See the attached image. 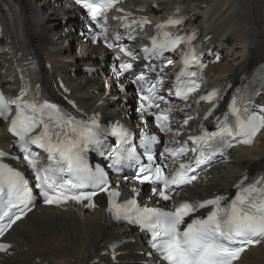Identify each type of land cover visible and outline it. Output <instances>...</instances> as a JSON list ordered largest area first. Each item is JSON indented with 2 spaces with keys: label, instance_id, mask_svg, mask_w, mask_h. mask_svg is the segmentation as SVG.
Wrapping results in <instances>:
<instances>
[{
  "label": "snow or ice",
  "instance_id": "6c2138e0",
  "mask_svg": "<svg viewBox=\"0 0 264 264\" xmlns=\"http://www.w3.org/2000/svg\"><path fill=\"white\" fill-rule=\"evenodd\" d=\"M117 2L118 0H100V3L96 4L95 0H77V3H81L90 11L93 19L102 9L111 8ZM146 23L148 21L142 18L124 26L132 29V25H139L142 28ZM182 23V19L170 16L163 23L156 25L161 35L153 36L152 47H145L142 51L149 57H161L166 51H175L181 44L190 45L195 33L180 36L165 30ZM100 35H103V28L98 37ZM116 39L120 37L117 35ZM120 51L129 56L133 55L125 48H121ZM168 63H171V60H168ZM193 63L201 70L205 67L199 62L195 49L185 54L184 66L176 76L178 82L176 95L185 99L199 87L195 79H182L185 76L199 77V72L188 71ZM131 67V64L124 63L121 64L120 69L121 72H125ZM137 80L142 82L138 111L141 112L143 120L144 113L153 108L160 109L158 101L161 98L156 95L155 84H149L143 75L137 77ZM36 88L38 90L39 85ZM38 95L37 91L32 99H27V87L22 88L15 99L0 94V117L7 118L10 106H16V114L12 118L9 131L17 138L18 146L25 154L24 160L35 174V187L39 190V195L44 198L45 204L61 205L69 201L76 203L88 201L86 207H95L92 198L97 192L83 190L91 187L106 192L107 211L116 220H125L148 231L151 234V247L166 264H234L246 250L247 245L264 241V176L247 184L245 183L247 177H244L236 185L237 194L230 202L222 203L224 197L216 196L200 202L183 201L173 210H163L141 207L135 198L123 203L117 202L116 198L120 193L111 190L103 170L97 167L93 171L86 159V153L90 148L104 156L106 145L103 138L109 135L117 137L116 148L108 153L112 158L113 166L139 165L135 179L141 184L154 185L153 194L168 201L171 199L173 186L178 188L195 181L196 175L189 173H194L213 155L234 147V143L252 144L257 133L264 129V115L249 112L248 108L241 109L233 101L230 113L232 119L225 117L219 122L218 130L215 132L202 131L198 136H189L188 140L193 145L190 149L192 157L179 163L172 175H166L163 168L167 165L153 163L151 145L157 140L155 135L142 134L141 144L149 163L141 164V158L135 147L130 146L131 133L126 128L117 125L110 130L105 129L99 124L98 115L90 117L87 121L79 120L56 104L46 100L40 103L36 99ZM217 95L218 90L213 89L200 99L211 101ZM171 111L170 108H164L154 113L156 126L161 131L169 130ZM188 119L191 117L184 120L185 125ZM38 126H42V131L38 135H30ZM175 143L179 146L164 149L165 153L174 158L173 164L189 151L187 141L183 144L178 141ZM31 145L48 154L46 166H39V158L31 151ZM6 155L0 152V157ZM157 183L162 186L155 187ZM133 191L139 195L137 189ZM34 200L35 196L24 175L8 164L0 163V221H5L7 218L6 223H0V236L22 218L25 210H30L29 206ZM208 206H211V210L206 216L192 218L198 209ZM13 209H16V212H13ZM186 218L191 219L189 221ZM9 247L11 245L0 243V251H7Z\"/></svg>",
  "mask_w": 264,
  "mask_h": 264
},
{
  "label": "bare ground",
  "instance_id": "6f19581e",
  "mask_svg": "<svg viewBox=\"0 0 264 264\" xmlns=\"http://www.w3.org/2000/svg\"><path fill=\"white\" fill-rule=\"evenodd\" d=\"M54 1L59 3L55 8L52 6ZM147 1L149 5L156 2L163 9L181 2L197 5L198 10L190 21L212 34V41L223 48L221 61L207 68L208 80L221 82L228 77L236 78L264 61V0ZM62 2L0 0V20L6 24L8 19L14 25L19 23L27 42L45 66L46 81L63 76L71 88V96L76 98L80 107L87 112L110 114L119 109L118 103L110 100L112 87L106 92L102 82L112 84L113 80L108 75H103V79L86 75L77 68L92 65L95 73L100 65L97 55L102 51L92 48L84 38L70 30L67 25L70 20L62 17ZM8 56V52H0L1 82L7 81L10 75V66L3 70ZM260 98L264 101V83ZM0 142H9L1 124ZM231 156L230 163H219L210 169V178L193 186L191 194L228 189L242 172L263 165L264 130L258 134L252 147L236 148ZM120 234L132 236L134 240L120 246L116 260L112 261L108 243ZM6 238L13 246L11 253L0 255V264H140L141 257L137 252L143 248L139 234L107 219L100 196L92 211H84L79 206H68L65 210L35 207L14 224ZM235 264H264V243L250 248Z\"/></svg>",
  "mask_w": 264,
  "mask_h": 264
},
{
  "label": "rangeland",
  "instance_id": "374dc122",
  "mask_svg": "<svg viewBox=\"0 0 264 264\" xmlns=\"http://www.w3.org/2000/svg\"><path fill=\"white\" fill-rule=\"evenodd\" d=\"M36 2L38 3V0H36ZM80 38V37H79ZM82 39V38H81Z\"/></svg>",
  "mask_w": 264,
  "mask_h": 264
}]
</instances>
